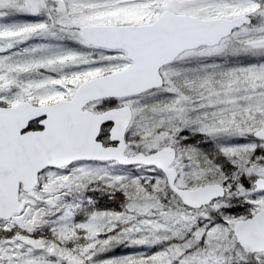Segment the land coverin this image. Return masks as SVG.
<instances>
[{"label": "snow or ice", "instance_id": "snow-or-ice-1", "mask_svg": "<svg viewBox=\"0 0 264 264\" xmlns=\"http://www.w3.org/2000/svg\"><path fill=\"white\" fill-rule=\"evenodd\" d=\"M0 264H264V0H0Z\"/></svg>", "mask_w": 264, "mask_h": 264}]
</instances>
